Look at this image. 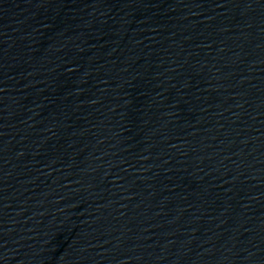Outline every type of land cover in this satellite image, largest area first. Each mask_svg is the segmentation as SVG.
I'll list each match as a JSON object with an SVG mask.
<instances>
[{"label": "water", "instance_id": "1", "mask_svg": "<svg viewBox=\"0 0 264 264\" xmlns=\"http://www.w3.org/2000/svg\"><path fill=\"white\" fill-rule=\"evenodd\" d=\"M94 264H264V0H197Z\"/></svg>", "mask_w": 264, "mask_h": 264}]
</instances>
